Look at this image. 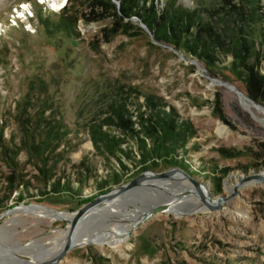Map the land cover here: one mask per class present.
Wrapping results in <instances>:
<instances>
[{
  "label": "rangeland",
  "instance_id": "rangeland-1",
  "mask_svg": "<svg viewBox=\"0 0 264 264\" xmlns=\"http://www.w3.org/2000/svg\"><path fill=\"white\" fill-rule=\"evenodd\" d=\"M101 1L57 0L55 8L54 0H0V137L10 148L0 145L1 250L33 242L50 247L68 231L76 209L117 185V173L120 184L140 168L123 157L129 167L124 173L120 161L100 154L92 140L89 125L107 116L118 100L136 119L148 111L146 97L154 95L192 123L186 149L175 157L213 199L227 197L239 178L264 171V116H254L240 98L250 97L245 87L250 71L236 67L240 74L235 73L231 54H219L215 66H209L157 40L139 16L121 20L130 24L124 29L115 14H121L120 1L111 0L116 11ZM167 1L145 3L162 15ZM223 1L175 0L186 9H200L209 20L208 11ZM256 7L261 30L250 61L258 55L264 74V0H257ZM43 111L69 131L46 163L25 151L24 142L28 119L32 124ZM123 145L134 146L132 141ZM63 179L81 192H53L51 180ZM185 183L147 186L121 196L127 203L121 212L108 205L99 209L85 222L83 242L60 264H264V182H247L218 209L204 203L197 208L202 198L186 193L170 211L147 218L132 233L116 238L120 231L112 230L102 239L106 225L122 220L132 228L143 208L175 199V189H195Z\"/></svg>",
  "mask_w": 264,
  "mask_h": 264
},
{
  "label": "trees",
  "instance_id": "trees-1",
  "mask_svg": "<svg viewBox=\"0 0 264 264\" xmlns=\"http://www.w3.org/2000/svg\"><path fill=\"white\" fill-rule=\"evenodd\" d=\"M118 1L121 4V14L118 12L115 14L124 29H128L130 24L121 20L125 17L129 19L132 16H139L154 31L157 40L183 49L212 67L215 66L214 59L219 54L233 55L235 73L240 74L236 67L250 71L249 77L247 74L245 77L247 94L254 101L264 104V74L261 73L257 62L259 56L250 61L256 52L255 38L261 30L257 0H241V4L224 0L221 6L208 11L211 20L207 19L206 13L200 9H186L184 6L176 5L175 0L167 1L166 11L162 15H158L156 9L148 6L146 0ZM101 2L116 11L115 3L111 0ZM31 82L41 83V80L33 78ZM145 102L148 111L138 114L136 119L124 100L112 104L109 114L103 119L95 118L89 126L96 150L102 155L116 157L124 173L129 167L122 160L123 157L132 164L139 165L140 168L131 175V178L146 169L161 171L178 165L189 170L188 166L175 156L180 148L186 149L187 141L192 134V123L179 119L175 109H166L154 95L146 97ZM33 119L32 124H29L28 119V127H25L28 131L27 140H24L27 144L25 151L35 153L46 163L50 153L58 149L69 131L62 121L46 116L44 111ZM1 135L3 132H0ZM130 141L134 146L124 147L123 144L129 145ZM12 143L16 145L14 137ZM0 145L10 149L1 137ZM61 156L60 154L59 157ZM114 179L116 184L121 182V174L117 173ZM51 186L53 192L58 194L81 192V189L75 188L69 179L51 180Z\"/></svg>",
  "mask_w": 264,
  "mask_h": 264
},
{
  "label": "water",
  "instance_id": "water-1",
  "mask_svg": "<svg viewBox=\"0 0 264 264\" xmlns=\"http://www.w3.org/2000/svg\"><path fill=\"white\" fill-rule=\"evenodd\" d=\"M258 104L264 107L261 103H258ZM176 175H180L185 180L190 181L192 185L194 186L196 193L199 195V197L202 198L203 203L207 205L208 208L210 209L221 208L222 201L225 199H230L234 197L236 194L238 195L240 187L246 184L247 182H250V181L251 182H264V171H257L252 174L250 173L245 177L239 178L235 186H233L231 193L227 197L220 196L217 199H213L211 196L208 195L207 192H205L204 184L201 181H199V179L195 178L194 175H192L190 172L186 171V169L178 165L172 166L168 169H163L161 171L146 169L143 172H141L139 175H135L132 178H130L127 182L114 185L110 190H107L106 192L101 193L97 195L95 198L86 202L80 209H76L72 218L69 220L70 223L68 226V234H67V237L65 238V243L61 251H59L53 258L44 259L37 264H60L61 261L66 257L67 253L78 245V243L74 242V237H76V234L79 230L80 223H82L85 216L89 214L91 211L104 207L105 205L109 204L117 197L127 196L128 194L136 193V192L138 193L142 191L143 188L147 187L150 184L152 185L153 183H156L162 180H166V181L173 180L176 178ZM157 188H159V186H157ZM186 193H190V191L182 193L180 197L185 195ZM180 197L179 195H177V197L175 198V201L176 199ZM175 201L173 199L166 203L161 202L153 207L147 208L146 211H144L142 218H140L132 226L131 231H133L135 228L141 225L147 218L152 217L160 212L170 211ZM30 205H35V204H29L27 206H30ZM91 241L92 240L82 245H86L90 243ZM0 264H13V263L9 261L8 259H6V257L0 256Z\"/></svg>",
  "mask_w": 264,
  "mask_h": 264
},
{
  "label": "bare ground",
  "instance_id": "bare-ground-1",
  "mask_svg": "<svg viewBox=\"0 0 264 264\" xmlns=\"http://www.w3.org/2000/svg\"><path fill=\"white\" fill-rule=\"evenodd\" d=\"M42 1L43 3L46 2V1H53V0H40ZM53 5L55 6V8H59V5L60 3L57 2V0L53 2ZM240 95V94H239ZM240 98H241V101L243 102L244 106L247 107L250 111L253 112L254 116H256L257 118H261L262 120V117L264 116V107H261V105H259L258 103L254 102L253 99H250L247 98V96H244V95H240ZM262 116V117H261ZM264 122V121H263ZM188 180H185L182 176L180 175H176V178L173 179V180H162V181H158L156 183H153L152 185H148V186H153V185H159L161 187H170V186H175L176 184H180V183H184L186 184L185 182H187ZM189 184H192L190 181H188ZM146 189V187H145ZM157 189V188H156ZM163 189V188H162ZM205 189V188H204ZM148 190V189H147ZM171 190V189H170ZM146 191V190H145ZM186 191H190V193H192L191 195L192 196H196V197H199V195H197L195 189H188V188H179V189H175L174 191H171L174 193V195H181L182 193H185ZM164 192H168V191H164ZM145 193V192H144ZM132 194V193H131ZM147 194V193H146ZM172 194V193H171ZM138 195V194H137ZM149 195V194H148ZM139 196V195H138ZM166 196V195H165ZM132 197V196H131ZM121 198L120 197H117L116 199H114L112 202H110L109 204H107L108 206H112V207H115L116 209H118L120 212L125 210L126 208V202L125 200H119ZM123 198V197H122ZM134 198V197H132ZM135 199V198H134ZM116 200V201H115ZM118 200V201H117ZM129 200V199H128ZM127 200V201H128ZM175 200V199H174ZM176 200H179V199H176ZM131 201V200H130ZM133 201V200H132ZM197 204V208L198 207H203V202L202 201H198ZM160 202V201H159ZM161 203V202H160ZM157 205V204H155ZM154 204L150 207H153L155 206ZM106 206V205H105ZM102 207L103 208H105ZM176 207V205H175ZM27 208H30V207H27ZM31 209V208H30ZM101 209V208H100ZM174 209V208H173ZM178 208H175L174 210L177 211ZM180 209V208H179ZM184 209V207H183ZM32 210L34 211H38L36 207L32 208ZM99 209L97 210H94V211H91L89 214H87L85 216V218L83 219L82 223H80L79 225V230L76 234V237H74V242L75 243H82V237L84 236H80V233L81 231H83V228L86 227V223L87 222L86 220L91 217L95 212H97ZM144 211H146V209H142L141 212H139V216L136 217L134 220L137 222L140 218H142L143 216V213ZM42 212V211H41ZM51 212V211H50ZM126 212V211H125ZM125 214V213H124ZM122 214L121 217L124 215ZM130 214V213H129ZM51 215H56L57 217H62V216H59V214H56V213H53ZM128 218V217H127ZM122 221V220H121ZM121 221L119 220L117 223L113 222L111 223L112 226H108L106 225L104 227V230L102 232H100V235L102 237V239L104 240L106 237L103 236L104 233L106 232H110L112 230H117V231H120L118 233H116L115 237L116 236H119L121 234H124V235H128L129 233H132L131 231V228L129 227H126L124 226L125 223H121ZM85 224V225H84ZM131 225V224H130ZM132 227V226H131ZM88 230V229H87ZM67 234H68V231H66L65 233H63V235L53 241V245H51L50 247H47L45 246V244H41V243H38V242H33L31 244H25V245H17V246H12V247H9V248H4L3 250L0 249V256H3V257H10L11 258V262L13 264H37L39 262H41L42 260L44 259H51L53 258L59 251H61V249L63 248L64 246V243H65V238L67 237ZM97 234V233H96ZM91 236V235H90ZM95 237V235H94ZM93 237V238H94ZM108 237V236H107ZM117 238V237H116ZM97 239V238H96ZM111 239V238H110ZM119 240V238H118ZM121 240V239H120ZM112 241V240H110ZM87 242V241H86ZM77 245V246H78ZM76 246V247H77ZM33 251V252H32ZM36 253H35V252ZM6 255V256H5ZM10 260V259H8Z\"/></svg>",
  "mask_w": 264,
  "mask_h": 264
}]
</instances>
